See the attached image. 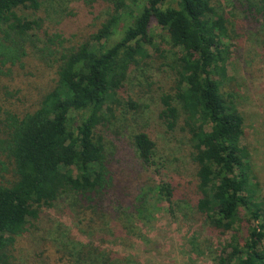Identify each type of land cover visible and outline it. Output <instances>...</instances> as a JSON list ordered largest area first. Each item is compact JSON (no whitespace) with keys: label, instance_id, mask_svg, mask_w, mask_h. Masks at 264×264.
I'll return each mask as SVG.
<instances>
[{"label":"trees","instance_id":"trees-1","mask_svg":"<svg viewBox=\"0 0 264 264\" xmlns=\"http://www.w3.org/2000/svg\"><path fill=\"white\" fill-rule=\"evenodd\" d=\"M49 1L81 3L94 14L101 0H0V264H18V241L38 227L44 209L63 204L81 226L99 227L106 200L126 196L104 133L130 68L150 58L147 47L159 60L170 56L155 40L144 42L153 24L176 57L174 85L159 97L160 119L169 129L182 122L198 168L194 192L185 191L184 200L172 183L161 182L155 201L166 202L173 216L184 201L194 202L212 228L231 233L215 264H264V200L248 186L243 118L215 80H224L232 15L217 9L218 0H104L112 7L105 23L87 42L65 49L61 35L46 36L43 21L32 18ZM234 1L245 19L264 18V0ZM32 53L58 66L37 106L19 113L5 101L2 79L13 78ZM127 106L140 108L132 100ZM132 145L141 166L152 169L155 142L141 132ZM82 248L65 249L68 264H101L99 250Z\"/></svg>","mask_w":264,"mask_h":264},{"label":"rangeland","instance_id":"rangeland-1","mask_svg":"<svg viewBox=\"0 0 264 264\" xmlns=\"http://www.w3.org/2000/svg\"><path fill=\"white\" fill-rule=\"evenodd\" d=\"M98 6L94 14H89L81 3L49 1L32 18L43 21L46 36L59 34L65 40L64 48L72 49L87 42L112 13L108 2L101 0ZM216 6L233 18L231 39L223 42L227 55L224 80L221 75L215 80L223 97L243 118L241 148L248 158V186L252 191L258 188L256 196L264 200V18L245 19L234 0H218ZM41 39L42 44L46 42ZM152 40L170 56L159 60L147 47L150 58L130 68L118 92V103L112 106L111 125L104 133L116 179L127 187L126 196L106 200L105 217L99 227L81 226L75 213L65 210L63 204L44 209L38 227L18 241V264H68L65 249L78 252L83 246L99 250L101 264L107 260L109 264H215L226 249L231 233L212 228L194 211V202L184 201L173 216L166 202L155 201L154 190L161 182L172 183L184 200V192L193 191L191 188L197 185L198 168L192 162L182 122L169 129L160 119L159 97L174 85L171 68L176 57L170 54L167 36L156 24L150 27L144 42ZM38 55L29 54L24 68L15 69L11 79H2L9 92L5 101L19 113L34 109L55 79L58 64L50 57L43 62ZM130 100L139 110L129 109ZM141 132L156 144L152 169L141 166L132 145V136ZM143 194L142 201L139 196ZM188 196L194 200L191 194Z\"/></svg>","mask_w":264,"mask_h":264}]
</instances>
